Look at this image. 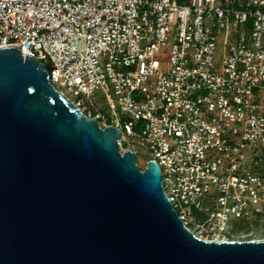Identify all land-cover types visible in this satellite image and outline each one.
<instances>
[{
	"label": "built area",
	"instance_id": "built-area-1",
	"mask_svg": "<svg viewBox=\"0 0 264 264\" xmlns=\"http://www.w3.org/2000/svg\"><path fill=\"white\" fill-rule=\"evenodd\" d=\"M9 47L63 95H105L111 118L70 101L148 147L196 238L264 241V0H0Z\"/></svg>",
	"mask_w": 264,
	"mask_h": 264
},
{
	"label": "water",
	"instance_id": "water-1",
	"mask_svg": "<svg viewBox=\"0 0 264 264\" xmlns=\"http://www.w3.org/2000/svg\"><path fill=\"white\" fill-rule=\"evenodd\" d=\"M121 138L0 48V264H264V241L196 238Z\"/></svg>",
	"mask_w": 264,
	"mask_h": 264
},
{
	"label": "rangeland",
	"instance_id": "rangeland-1",
	"mask_svg": "<svg viewBox=\"0 0 264 264\" xmlns=\"http://www.w3.org/2000/svg\"><path fill=\"white\" fill-rule=\"evenodd\" d=\"M58 89L62 92L65 93V95L72 101L75 102L77 99L82 101L83 104V111L84 107H87L89 109H92L93 111L100 112L102 115L106 116L107 118H111L113 115L112 113V108L109 106L107 99L105 98V95L101 92L98 91L90 96L86 95H81L78 98H74L71 96L69 93L66 92L64 88H59ZM112 100L115 102V108H116V116L115 118L119 119L120 123L123 124L124 121L127 120V118L122 115V113L118 109L117 101L115 97L112 95ZM132 143H133V150L137 152V165L141 170H144L147 166V162L149 160H152V154L151 151L148 149V147L140 141L139 138L137 137H132L131 138ZM122 151H126L127 147L122 145L121 146Z\"/></svg>",
	"mask_w": 264,
	"mask_h": 264
}]
</instances>
